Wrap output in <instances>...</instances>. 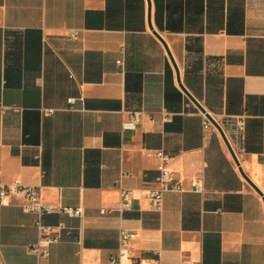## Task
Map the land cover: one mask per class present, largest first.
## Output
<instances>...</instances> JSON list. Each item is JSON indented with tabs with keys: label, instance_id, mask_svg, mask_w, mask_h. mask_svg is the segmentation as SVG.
Masks as SVG:
<instances>
[{
	"label": "crops",
	"instance_id": "1",
	"mask_svg": "<svg viewBox=\"0 0 264 264\" xmlns=\"http://www.w3.org/2000/svg\"><path fill=\"white\" fill-rule=\"evenodd\" d=\"M181 84L245 121L235 152L264 195V0H0V180L40 188L44 223L66 227L40 261L34 215L8 197L0 264H111L122 230L138 260L264 264V196ZM157 150L183 187L159 211Z\"/></svg>",
	"mask_w": 264,
	"mask_h": 264
},
{
	"label": "built area",
	"instance_id": "2",
	"mask_svg": "<svg viewBox=\"0 0 264 264\" xmlns=\"http://www.w3.org/2000/svg\"><path fill=\"white\" fill-rule=\"evenodd\" d=\"M74 39L78 38V33L74 32L71 35ZM119 63H121L119 61ZM70 104L74 103V99L69 100ZM52 113L53 111H48ZM204 128H208L212 123L204 116ZM221 125L226 137L228 138L231 146L235 149L239 148L242 144L245 136V121L240 118H228ZM126 128H134L135 120L125 125ZM158 162V175L155 179V187L149 191L147 198L152 206L156 210H160L162 206V200L164 195L169 191H182L183 187L181 183L177 182L174 177V173L170 168L172 162V156L163 150H157L155 153ZM127 176L126 173H122V176L117 180L119 183L123 177ZM196 190L203 192L202 177L198 179L196 184ZM12 195H21L23 197V209L32 215H34L33 226L38 231V239L34 245L30 247V250L36 253L41 260L47 259L50 255V248L52 245L58 243L61 240V233L66 229L63 223L57 226H50L44 223V217L47 214L52 213L53 208L43 203L42 193L40 188L26 187L20 180L16 179L11 185H5L0 180V204L5 205L8 197ZM123 202L121 208L124 209L129 206V200L131 198V192L122 190ZM63 212L74 217H83L84 209L82 207L63 208ZM102 214L106 213V210L101 211ZM111 264H161L160 259L154 261L138 260L133 255V242L132 235L127 230H122L119 236V250L116 256L110 258Z\"/></svg>",
	"mask_w": 264,
	"mask_h": 264
},
{
	"label": "water",
	"instance_id": "3",
	"mask_svg": "<svg viewBox=\"0 0 264 264\" xmlns=\"http://www.w3.org/2000/svg\"><path fill=\"white\" fill-rule=\"evenodd\" d=\"M156 34V36L162 41V43L165 45V47H166V50H167V52H168V55H169V57H170V59H171V61H172V63H173V65H174V67H175V69H176V71H177V77H178V81L180 82L181 80H180V74H179V70H178V67H177V65H176V63H175V61H174V58H173V56H172V54H171V52H170V50H169V48H168V46H167V44H166V42L164 41V39L160 36V35H158L157 33H155ZM181 87H182V89H183V91L186 93V95L201 109V111L204 113V115L206 116V118L218 129V131L220 132V134H221V136H222V138H223V140H224V142H225V144H226V146H227V148H228V150H229V152H230V154L232 155V158L234 159V161H235V163H236V165L238 166V168H239V171L241 172V174L243 175V177L245 178V180L250 184V186L254 189V190H256L261 196H264L263 195V192L251 181V179L244 173V171H243V169H242V167H241V165H240V162H239V159H238V157H237V155H236V152L234 151V149H233V147L231 146V144H230V142H229V140H228V138L226 137V135H225V133H224V131H223V129H222V127H221V125L219 124V122L218 121H216V119H214L211 115H209L204 109H203V107L194 99V97L185 89V87L181 84ZM263 199H264V197H263Z\"/></svg>",
	"mask_w": 264,
	"mask_h": 264
}]
</instances>
